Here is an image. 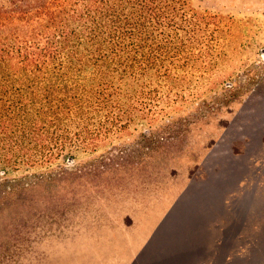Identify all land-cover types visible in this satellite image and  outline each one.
<instances>
[{"label":"rangeland","instance_id":"obj_1","mask_svg":"<svg viewBox=\"0 0 264 264\" xmlns=\"http://www.w3.org/2000/svg\"><path fill=\"white\" fill-rule=\"evenodd\" d=\"M196 4L214 68L154 77L105 141L1 174L29 186L0 207V264H264V0Z\"/></svg>","mask_w":264,"mask_h":264},{"label":"trees","instance_id":"obj_2","mask_svg":"<svg viewBox=\"0 0 264 264\" xmlns=\"http://www.w3.org/2000/svg\"><path fill=\"white\" fill-rule=\"evenodd\" d=\"M196 1L1 0L0 176L51 168L135 121L154 77L214 68L220 24ZM20 185L0 184V207Z\"/></svg>","mask_w":264,"mask_h":264}]
</instances>
